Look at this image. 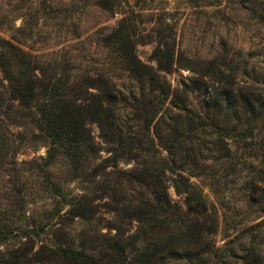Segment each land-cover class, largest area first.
<instances>
[{
  "label": "trees",
  "instance_id": "16d2710c",
  "mask_svg": "<svg viewBox=\"0 0 264 264\" xmlns=\"http://www.w3.org/2000/svg\"><path fill=\"white\" fill-rule=\"evenodd\" d=\"M191 1L216 7L211 17L227 21L218 8L221 0ZM97 2L105 12L121 15L101 39L111 58L107 68L77 73L56 60L43 68L41 57L0 39V159L14 146H46L43 157L9 161L21 180L27 174L36 180L33 187L23 182L12 189L18 222L14 229L0 230V264H264V221L241 233V223L224 224L223 232H236L238 238L216 248L218 213L199 188L205 180L222 207L229 184L257 161L246 184L253 195L262 191L264 212V86L239 85L223 59L196 63L185 57L177 51L171 19L158 13L146 21L155 36L156 66L143 63L136 48L152 38L141 34L147 31L141 15L128 0ZM228 2L264 26V0ZM76 11L40 0L30 18L71 21ZM175 67L195 73L196 80L172 89L162 74ZM117 71L122 73L117 79L133 86L118 85ZM169 111H175L171 123L165 119ZM91 124L98 127L102 145L94 141ZM121 161L134 166L121 170ZM58 163L67 175L80 172L90 188L72 196L52 172ZM218 166L220 173L214 170ZM168 181L177 195H185L182 203L169 198ZM31 188L40 201L51 200L52 209L39 220L25 217ZM102 209L117 218L107 222L113 235L98 232ZM133 222L129 233L123 226Z\"/></svg>",
  "mask_w": 264,
  "mask_h": 264
},
{
  "label": "rangeland",
  "instance_id": "374dc122",
  "mask_svg": "<svg viewBox=\"0 0 264 264\" xmlns=\"http://www.w3.org/2000/svg\"><path fill=\"white\" fill-rule=\"evenodd\" d=\"M52 5L63 8L74 6L75 14L72 20L68 21L61 17L56 19L30 18L33 10L38 8L40 0H0V39L19 46L25 51H30L33 55L41 57V66L46 68V63L67 64L68 68H76L75 72L93 69L99 70L107 68L111 63L109 51L105 49L101 39L104 34L114 28L121 19V15L110 14L98 6L97 0H49ZM129 5L135 13L141 15L145 21L144 27L149 33L152 24L146 22L151 19L152 14H163L166 19H171L176 38L177 51L194 62H204L223 59L230 63L236 82L243 86H252L255 89L263 87L264 83V26L259 23L244 7L229 3L228 0H221L220 9L225 10L227 21H222L219 17H211L216 7H198V4L188 0H128ZM219 1V0H218ZM212 11V12H211ZM150 34V33H149ZM29 35V36H28ZM151 42L139 44L136 48L138 58L146 64L156 66L152 52L155 47V36L150 34ZM61 66L59 70H61ZM49 72V67H48ZM73 72V70H71ZM113 77L118 85L125 87L133 86L122 77V73L116 72ZM165 81L172 89H180L184 83L191 84L197 75L187 69L175 67L170 73L162 74ZM193 105L200 109L196 97H192ZM175 112V111H174ZM169 111L165 118L171 123L170 118L174 115ZM264 125V122H263ZM166 129V127H164ZM162 128V130H164ZM94 141L102 145L100 131L95 124L89 125ZM14 151H13V150ZM46 146L43 143L35 145L33 148H18L17 146L8 148L7 156L0 159V230L14 229L18 222V212L16 210V190L19 183H28V187H33L35 176L27 174V179L21 180L20 174L14 170V165L9 161L19 164L21 161H31L45 155ZM105 157V153L101 152ZM251 169L245 170L241 177L234 179L235 183L229 184L223 197V206H217L215 195L210 186L204 180L200 184V189L204 194L207 204L216 206L218 213V227L214 235V245L221 248L224 243L238 238L236 232L231 235L223 232L224 224L241 223L238 233L249 230L258 223L264 221V212H261L259 204L260 189L255 191L248 188L246 181H250L258 167L257 161L251 162ZM134 166L132 161L119 162L121 170H129ZM214 170L222 172L221 167H214ZM66 168L58 163L52 172L58 179H64L66 188L72 196H79L89 189L88 184L81 182L80 172L75 175H67ZM171 178L174 175L167 173ZM201 180V179H200ZM190 181L198 184L199 180L190 177ZM229 181H232L229 179ZM230 183V182H229ZM168 195L173 202L182 203L185 195H177L168 181ZM264 189V184L261 185ZM14 189V190H12ZM27 196V206L25 207V217L30 216L34 220L42 218L43 214L52 209L51 200L40 201L35 196L37 193L31 188ZM253 195V196H252ZM254 199V200H252ZM62 212L68 209L67 206L60 208ZM104 221L101 223L99 233L103 235H113L114 230L107 228V222H117V218L112 213L100 212ZM126 231L132 233L136 227L135 222L123 226ZM80 228V227H78ZM73 237H75L73 232ZM16 245V242L13 243ZM2 251V248H0Z\"/></svg>",
  "mask_w": 264,
  "mask_h": 264
}]
</instances>
